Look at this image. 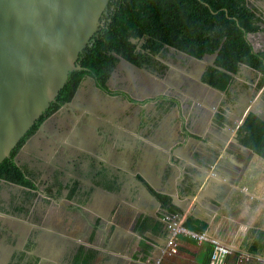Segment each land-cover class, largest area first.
<instances>
[{"label":"crops","instance_id":"0c3cea01","mask_svg":"<svg viewBox=\"0 0 264 264\" xmlns=\"http://www.w3.org/2000/svg\"><path fill=\"white\" fill-rule=\"evenodd\" d=\"M254 49L258 51L255 47ZM259 50H264V48ZM243 70L245 69H241L240 67L237 75L243 72L241 76H246ZM256 72L258 71L256 70ZM258 73L260 75L256 81V87L258 88L256 97L252 100V106L245 108V110L251 108L250 112L256 113L264 119V85L258 87L264 75L261 72ZM155 79L161 80L157 79V77ZM235 80L236 78L233 77L231 85L235 84ZM244 82L247 81L245 80ZM244 82H240V84L245 86ZM237 85L238 83L235 86ZM82 88H79L73 97L75 98L77 95L80 98V103L70 104L74 106L73 110L75 113L72 119L78 120L79 123L81 122L80 127L83 129H86L87 125V127H92L93 125L89 123L93 120L97 121L89 137V147L79 149L84 151L92 150L93 148L97 149L98 146L95 141L97 127L106 125L110 131H115V129H111V125H114L112 120L116 116L117 118L120 115L122 116L124 111L115 105L113 100L110 99L112 97L102 94V92L92 86L88 90V97L82 98ZM199 88L203 89L204 86H193L189 90V93L193 95L192 101L195 100L194 95H198V101L199 97L204 101L205 97L208 96L207 94L210 93L209 89L205 87L204 89L208 92L206 96L199 92ZM228 90H224V93L231 94L230 87ZM206 117L207 114L204 116L203 121L206 120ZM128 123H130V118H125L119 123V126L121 128H130ZM184 124L186 125L187 121ZM239 126L240 121L236 125L237 128L232 130L234 135L231 140L230 133L226 134L224 139L221 136H211L210 138V135L206 134L209 128L208 124L198 125L197 128L195 125L192 131H189L187 126L186 132L195 135V137L187 136L180 138L177 135H170V121L167 120L160 125V135L157 134L153 141L150 140V142L146 143V146L145 143L141 144V140L137 135L123 132V136L120 134L122 131L116 129L119 132L117 134L121 135L115 136L117 146L112 149L107 146L103 157L104 160L101 158L99 160L108 161L110 167L112 166L109 162L115 161L112 163L116 167H112L115 175H123V171L134 164L133 160L137 161L136 169L134 168L133 174L130 176L131 179L133 180L135 177L140 176L154 191L169 196L172 204L180 212L181 223L184 224L187 220L191 219L204 224L206 226L204 233L232 249L234 252L227 258L226 264H264V187H238L240 179L244 176L245 172L239 166L241 161L238 162L236 160L237 157L245 159L243 150L247 152L251 151L250 153L253 155L251 157L246 156L247 160H251L252 157L257 158L256 156L258 155L240 145L238 141L236 142L235 146L237 148L235 150L242 149L240 152L243 151V155L240 156V152H238L237 157L231 161L228 157L229 153H227V150H230L234 146ZM83 132L81 131V134ZM171 132H174V130ZM180 132L181 123L178 124L177 134ZM82 137L80 140L76 139V142L81 144L80 146L86 143V141L84 142V135ZM126 138H128L127 142H125ZM137 147L141 150L139 158H137ZM200 149L203 150L202 154L204 157L200 161L195 162L193 157L196 152H200L198 151ZM123 150L124 152L121 154L112 153ZM99 155L102 156L100 153ZM230 156L233 157L232 155ZM261 160L264 162L263 158ZM166 163L168 164L166 165ZM177 163L182 164L178 166ZM156 167H159V169H156ZM156 172H160L161 181H165L160 183L162 187H157L160 179L158 180L156 177ZM163 177L164 180L162 179ZM145 188L142 185L141 187L132 186L123 193V187H120L116 191V193L121 191L124 197L128 193H130V196L127 195V200L121 201V205L114 203L111 208V211H114L115 215L106 232L107 240L109 241L111 238L107 247L108 259L106 263L209 264L211 244L208 242L197 243L193 239L180 237L177 255L172 256L164 253L168 234L162 220L164 217L162 209L160 204L149 196ZM113 198L121 199L116 195ZM110 200L111 194L102 193L97 195L92 211L97 212L101 207H110ZM118 211L127 212V215H119ZM144 218H148L151 221L150 225L161 222L163 224V232L155 234L148 228V230L142 233L143 236H141L135 226L139 219ZM80 225L82 224L80 223ZM140 241L149 247V250L146 251L147 255L140 248ZM12 249L15 248H10L9 251L11 252ZM53 251H55L54 254ZM3 253L1 255L4 257ZM57 253L59 251H51L53 256ZM1 255L0 258H2ZM45 263L53 264L54 262L52 260H44L41 264Z\"/></svg>","mask_w":264,"mask_h":264},{"label":"rangeland","instance_id":"374dc122","mask_svg":"<svg viewBox=\"0 0 264 264\" xmlns=\"http://www.w3.org/2000/svg\"><path fill=\"white\" fill-rule=\"evenodd\" d=\"M251 3H257L259 6L264 10V0H249ZM249 38L254 45V47L259 50L264 48V29L261 32L250 34ZM165 54V53H164ZM160 57V56H159ZM211 56H206L205 60L210 61ZM162 60L164 62L169 63V70L168 73L165 71L157 72V75L162 76L160 78L161 80H156L153 78L152 75H150L151 70L141 68L142 70H139L137 68H133L130 65L121 62L118 67L115 68L113 71L112 76L109 78L108 86L112 89H124L126 90L132 97L138 98L142 100L143 98L146 100L149 97H154L159 93L168 94L169 96L176 98L177 101L180 104V107H173L172 109H169L167 112L162 111L160 109H157L156 107L153 108V103H149V101H146L147 104L144 105L146 108L144 113L141 114V118L137 117V112H139V107H134L130 104L128 101H124L122 97L116 96L112 97L110 99L113 100L115 105L124 111V114L117 118V116L112 120L114 125H111V129H115V131H112L115 133V135H107L102 126L97 127L96 129V136L95 141L98 148L96 149V158L103 159L104 155L106 153V148L109 146L110 149L117 146V139L115 136H117L119 132L116 131H122L120 134L123 135V132L130 135H137L140 140L141 144L153 141L155 139V136L157 134L160 135V125L164 122L169 120L170 121V135H177L178 137L182 138L183 136L178 133L177 134V127L178 122H180V118L184 119V122L187 121V124L184 125L185 129L188 126V130L192 131L194 129L193 127L196 125V128L198 125L202 124H208L209 128L206 134L210 135L212 137H222L224 139V136L228 133H230V140L233 138L234 132L232 129L236 126L238 121L241 120V117L243 115V111L245 108L252 106V100L256 97L257 94V87H256V81L258 80V76L260 75L256 70L246 67L244 65L241 66V69L243 70L245 75L241 76V73L239 75H235L236 82L234 85H230V91L231 94H226L224 92H219L217 90H214L212 88H208L210 93L207 94V90L204 88L200 89L199 92L202 94H207L205 97V100L202 101L199 97V101L197 100V96L194 95L195 100L192 101L191 98H193V95L189 93V90H191V87L203 85L199 81V78H197L200 75V72L198 76L196 77L198 71H202L200 68V63L202 61H199L196 59L189 58L185 55H181V53H177L175 56H169L167 59L162 57ZM124 63V64H123ZM145 70L146 72H144ZM148 72V73H147ZM162 72V74H160ZM153 73H156L153 72ZM154 75V74H153ZM186 77V79H184ZM91 78L86 77L85 82L81 83L79 88L81 90V96L82 98H86L89 95L88 90L91 88H97L93 82L90 81ZM247 82H244V81ZM84 81V80H82ZM240 82H244L245 86H242ZM238 83L237 86H235ZM91 85V86H90ZM260 84H258V87ZM187 86V87H186ZM236 89V90H235ZM229 92V90H228ZM94 93V92H93ZM104 94V93H102ZM199 94V93H198ZM223 99V100H222ZM208 102V104H206ZM78 104L80 103V98L76 97L72 98L71 102L69 104H65L61 109L56 112V114L53 115L52 118L49 119V122L44 124L42 127V130L37 132L36 136L31 140V142L27 145V147H24L19 155L17 156V160L21 163L24 162L25 165H27L30 168H33L34 170H40L41 172V179L43 180L42 185H47L48 183L54 182L53 173L59 174L62 169L66 171V174L63 175L62 181L65 183L68 181L67 176L76 175V172L74 171V164L77 163V161H72L75 157V153L72 154L71 152H75L79 149H86L89 147V137L91 135L92 128L95 124H97L96 120H93L91 123L92 127H87L86 129L81 128V122L79 123L78 120L72 119L74 113V106H71L70 104ZM93 108V107H92ZM220 110L223 111L225 117L229 118L226 125H219L214 121V117L217 113L220 112ZM207 114L206 120L203 121L204 116ZM144 115L146 116V122L144 121ZM126 116V117H125ZM134 118V122H131L129 127L130 128H121L119 126V123L125 119V118ZM53 119V120H52ZM55 119V120H54ZM203 121V122H201ZM211 121V122H210ZM85 124V123H84ZM53 125V127H52ZM183 126V127H184ZM237 128V127H236ZM176 132H171L173 131ZM81 131L83 134H81ZM87 132V134H86ZM186 132V131H185ZM196 132V131H195ZM187 133V132H186ZM84 135V142L82 146L81 144L76 142V139L83 138L81 135ZM189 134V132H188ZM124 136V135H123ZM185 138V137H184ZM236 139V138H235ZM237 140V139H236ZM106 141V143H104ZM128 141V138L125 139V142ZM238 141V140H237ZM236 141L234 140V146L231 147V151L227 150V153L232 155L231 157L228 154V157L232 160H234L237 157V153L240 152L242 149H236ZM64 147L67 149H70L69 152H64ZM47 148H49V151H45ZM52 149V150H50ZM90 151V150H88ZM200 152H196L195 156L193 157V160L195 162L200 161L201 158H203V150H198ZM244 151V158L237 157L236 160L240 162L239 166L242 171H244V176L240 179L238 187H264V162H262L261 158L256 156L252 157L251 160H247L248 156H253L249 151ZM241 151L239 154L240 156L243 155ZM49 152V154H47ZM123 151L120 152H112L114 154H121ZM102 154L101 155H99ZM247 156V157H246ZM239 158V159H238ZM169 160V159H168ZM244 161V162H243ZM79 162V161H78ZM106 166H108L112 171V167L116 168L114 165H112L115 161H110V167L108 165V161H103ZM136 162L133 160V163ZM214 162V161H213ZM20 163V164H21ZM56 163V164H55ZM60 163H67L66 166L60 167ZM87 162L84 161V164ZM120 163V161H119ZM168 163H166L167 165ZM178 166H180L182 163H177ZM74 169H72V166ZM129 166V165H127ZM167 168V167H166ZM136 169V166H135ZM156 169H159V167H156ZM76 170V169H75ZM84 173L78 172L81 178H87V176L83 174L86 170H83ZM134 169H132V165L130 167H127L123 172L125 173L124 178V185L122 192L125 193L129 187L139 186L136 181H133L131 179V174H133ZM56 172V173H55ZM156 177L158 180V186H161V178H160V172H156ZM164 180V177L162 178ZM172 179V177H171ZM88 181H86L87 183ZM165 182V181H163ZM162 182V183H163ZM137 184V185H136ZM1 186V185H0ZM85 192L88 189H92L91 187H84L81 188ZM21 188H12V186H1L0 187V198L4 202L6 200L12 201L11 199L14 197H17L18 195L22 194ZM122 192H113L114 195L120 197L121 199L117 198L114 199L111 194V200H110V207H101L98 209V211H92V207L94 205L95 197L97 195H100L102 193H105L101 190H95L93 193V200L91 201V197L88 199L87 197L79 199L78 202H75V198L73 200H68L66 198V191L63 192L61 196H57L56 200H50V199H44L37 197L34 198L32 201L35 203V214L34 215H28V214H12L9 213L8 215H5L0 211V231H1V237H0V249L4 250V256L8 255L7 252H9L11 246L14 245L15 240H19L20 236L23 235V237H27L28 232L32 231L33 233H38L42 231V242L44 243L45 247L52 246L57 243V240L53 239V236L51 233H55L63 239L66 242L69 241H76L79 243H87V235L91 229L92 223L97 218L101 219L99 229H98V238L93 241L92 244H90L95 250L97 254V258L94 264H107V247L108 243L110 242L107 240L106 232L108 229V226L110 222L112 221L114 217V211H111V208L114 203H117V205H121L120 202L124 199L127 200V195L130 196V193H128L125 197L122 194ZM107 194V193H106ZM81 193H79V196ZM119 199V200H118ZM83 202V203H82ZM119 215L125 216L127 215V212L124 211H118ZM117 212V213H118ZM56 215V220L51 218V216ZM98 215V216H97ZM58 221V223H56ZM80 223L82 225H80ZM21 226H24L25 229H22ZM30 227V229H29ZM34 227V229H32ZM61 227V230H60ZM60 230V231H59ZM44 232V233H43ZM74 232L79 236V238L71 236V233ZM82 232V233H81ZM105 234V235H103ZM81 236H84L82 238ZM86 236V237H85ZM35 241H33V246L29 247V251L33 249V251L41 258L42 261H51L52 259L45 255L43 252L40 253L41 256L38 254L37 250L34 248L37 245H35ZM22 247V244L17 245V249L20 250ZM37 248V247H36ZM32 251V250H31ZM33 252V253H34ZM34 254V255H36ZM1 255V253H0ZM0 258V264H5L7 260V257ZM50 258V259H48ZM67 257H65L61 264H67ZM2 260V262H1ZM54 260V259H53ZM8 261V260H7ZM46 264V263H45ZM54 264V263H53Z\"/></svg>","mask_w":264,"mask_h":264},{"label":"trees","instance_id":"16d2710c","mask_svg":"<svg viewBox=\"0 0 264 264\" xmlns=\"http://www.w3.org/2000/svg\"><path fill=\"white\" fill-rule=\"evenodd\" d=\"M100 22L89 44L78 55L76 63L83 68L69 73L55 100L19 139L10 156L0 163V180L35 189L34 181L25 175L26 168L14 161L18 151L46 118L72 99L84 78L91 77L97 87L106 90L107 80L119 57L136 66L161 71L164 65L154 55L164 47L175 48L199 59L218 51L215 65L207 67L202 80L225 91L242 64L264 75V50L256 51L249 38L250 34L263 31L264 14L249 0H109ZM259 84L260 87L264 85V77ZM128 99L133 101L130 97ZM168 105L177 103L171 99ZM226 119L222 110L214 117L219 125H225ZM237 140L264 159V119L250 112L237 130ZM136 178L160 204L163 216L180 215L169 196L154 191L140 176ZM97 183L109 192L120 189L116 179ZM150 223L148 218L139 219L135 228L141 236L148 228L155 234L163 232L161 222ZM183 227L197 233H204L206 229L204 224L191 219ZM139 245L147 255L149 247L141 241ZM74 258L72 264H92L95 254L93 251L80 252Z\"/></svg>","mask_w":264,"mask_h":264},{"label":"water","instance_id":"95a60500","mask_svg":"<svg viewBox=\"0 0 264 264\" xmlns=\"http://www.w3.org/2000/svg\"><path fill=\"white\" fill-rule=\"evenodd\" d=\"M108 1L0 0V163L55 100L69 73L83 68L76 63L78 55L98 30ZM181 52L202 61V71L196 77L200 72L197 78L203 86L224 92L202 80L207 67L215 65L218 51L201 59ZM206 56H211L210 61L205 60ZM119 61L141 70L122 57ZM90 81L93 82L92 78ZM250 111L251 108L245 110L240 125ZM54 114L42 122L21 148L27 147Z\"/></svg>","mask_w":264,"mask_h":264},{"label":"flooded vegetation","instance_id":"af4514ba","mask_svg":"<svg viewBox=\"0 0 264 264\" xmlns=\"http://www.w3.org/2000/svg\"><path fill=\"white\" fill-rule=\"evenodd\" d=\"M255 4L257 6H259V4H257L256 2H255ZM262 11H263V14H264V10L263 9H262ZM103 21H104V19L101 20V22H103ZM177 53H181V55L183 54L180 50H177L175 48L164 47L163 50H160L159 53L154 55V58L156 60H158L161 64L164 65L163 66V70H161V71H165L166 73H168V70L170 69L169 68V63L167 61L164 62L162 60V57L163 58L165 57L167 59V57L175 56ZM185 56H187V55H185ZM120 63L121 62L118 61V63L115 66V68L118 67L120 65ZM115 68L113 69V71L115 70ZM141 68L148 69L146 67H141ZM149 70H151V69H149ZM113 71L111 72L110 77L112 76ZM143 71L146 72L145 70H143ZM155 71H156V73H153ZM155 71L151 70L152 73H150V75H152L153 78L154 77L155 78L157 77V79L162 78V76L157 75V72H160V70L156 69ZM160 74H162V72ZM109 78L107 80V88H106V90H103V89H101V88H99V87H97L95 85L97 87V89L98 90L100 89L99 90L100 92H102V93H104V94H106V95H108L110 97H116V96L122 97L124 101L130 102V104L132 106L139 107L140 110H139V112H137V117H139V118H141V114L144 113V111L146 109L144 107V105L147 104L146 101H149V103H153V108L156 107L157 109H160L162 111L165 110L167 107L169 109H172L173 107H177V108L180 107V104L177 101V99L176 98L174 99V97L169 96L168 94L159 93L156 96L149 97L146 100L144 98L142 100H140L138 98L132 97L124 89L112 90L108 86ZM81 83H83V82L81 81ZM113 91H115L116 93H112ZM128 97L132 98L133 101H130L128 99ZM171 99H174L175 102L177 103V105L169 106L168 105V100H171ZM164 103H166V104H164ZM145 117L146 116L144 115V121L146 122L147 120H146ZM228 119H226L225 125L227 124ZM229 121H230V119H229ZM47 122H49V121H47ZM131 122H134V118H130V123ZM130 123H128V125H130ZM180 123H181V132H180V134L183 137H187V136H189V137L194 136L195 137V135H192L191 133L188 134V133L185 132L186 130L185 131L183 130L184 129L183 126L185 125L184 124L185 123L184 119L180 118L179 124ZM234 124L237 125V123H234ZM101 126H102L104 132L107 135H109V134L110 135H115L116 132L113 133L112 131H110L106 125H101ZM235 128H236V126L232 130H235ZM117 136H121V135H117ZM26 141H25V143L23 145H26V143H27ZM60 148L64 149L62 151V153L70 151V149H67V148H64V147H60ZM22 149L23 148H20V150L18 151L16 157L14 158V161H15V163L18 166H20L22 168H26L25 175H26V177L28 179L34 181L35 189L31 190V189L26 188V187L21 186V185H17V184H13V183H6L3 180H0V185L1 186H12V188H21L22 189V191H21L22 194L18 195L17 197L12 198L11 199L12 201L6 200V201L3 202L1 200V198H0V211L2 213H4L5 215H8L9 213H12V214H15V215H18V214L34 215L35 214V203L32 201L34 198L35 199L37 197L42 198V196H43L44 199L47 198V199H50V200H56L57 196H61L64 191H66V198L68 200H73L75 198L74 201L78 202L79 199L81 200V198L83 196V197H87L88 199L91 197L90 199L92 201L93 200L94 191L97 190V189L98 190L99 189H103L102 186L97 183L99 181H102V182L105 181V180L112 181V180L116 179V182L119 184L120 187H123V185H124L125 173H123V175H120V174L119 175H115V173L108 166H106L103 161H101V160L96 158V156H95L96 148H93L90 151H88V150H84V151L76 150L75 152H71L70 151L72 154L75 153V157L73 158L72 161H77V163H73L74 164V168L76 170L73 168L72 165L71 166H72V169H74L73 172H76L77 174L76 175H71L70 174V176H67L68 181L65 183L64 181H62V178H63V175L66 174V171L64 169H62L61 172L59 174H57V176H55L56 174L53 173L54 182L48 183L47 185H42L43 180L41 179L40 170L36 171L33 168H30L27 165H25L24 162L21 163V162H19L17 160V156L19 155V153L21 152ZM50 150H52V149H50ZM45 151H49V148H47ZM136 152L138 154L137 158H139V155H141V150H140L139 147H137ZM47 154H49V152H47ZM84 161H86L87 163L84 164ZM170 162H171V160H170ZM136 164H137V161L134 162V164L132 165V169L135 168ZM59 165H60L59 168H62L63 166H66V169H68L67 168V165H68L67 163H65V164L64 163H60ZM83 170H86L85 173H87V174H83V175L87 176V178H81L80 175L78 174V172L84 173ZM135 179L137 180L136 177H135ZM86 181H88V182L86 183ZM84 187H90V188L92 187L93 190L92 189H88L85 192L84 190L81 189V188H84ZM79 193H81L80 196H79ZM51 218L56 220L57 217L54 214L53 216H51ZM100 222H101V219L96 217V219L92 223L91 229H90V231H89V233L87 235V238H86L87 239V243L86 244H84V243L82 244V243H79V242H76V241L66 242L63 239H61L60 237H58V235L55 233L56 232L55 231L54 233H51V234H52L53 238L55 240H57V243L52 245V246L45 247L44 243L42 242V238H43L42 231L43 230L38 232V233H35V232L33 233L32 231H30V232H28L27 237H23V235L20 236V238H21L20 240L21 241L15 240L14 245L11 246V248H15V249H12L11 252L10 251L7 252L8 253L7 256L5 254V256L7 257V260H8V261L5 260L6 261L5 264H33L35 261H36V264H39V262H41V260H42V256L40 254L42 252L45 255H48L52 259L54 264H61V261L65 257L68 258L67 259V264H72L73 260L75 259L74 257L76 256L77 253H80V252L84 253V252H88V251H93L94 254H95V258H94V260L92 262V264H94L95 261H96L98 253L95 252L96 249L93 250L94 248L90 244L93 243L95 238L97 239ZM56 223H58V221H56ZM21 228L25 229L24 226H21ZM29 229H30V227H29ZM32 229H34V227ZM60 230H61V227H60ZM103 235H105V234H103ZM71 236L79 238V236L77 234H75L74 232L71 233ZM0 237H1V231H0ZM81 237L84 238V236H81ZM105 239H106V237H105ZM33 241H35V243H36L35 245H37L36 246L37 248L36 247H34V248L37 250V252L41 256V258L33 251V249H31L32 251L28 250L30 246H33ZM20 243L22 244V247H21V250H18L16 247ZM52 250L59 251V253H57V254H55L53 256L55 251H53V254H51ZM2 252H4V250L0 249V253H2ZM34 254H36V255H34Z\"/></svg>","mask_w":264,"mask_h":264},{"label":"built area","instance_id":"2783aa9c","mask_svg":"<svg viewBox=\"0 0 264 264\" xmlns=\"http://www.w3.org/2000/svg\"><path fill=\"white\" fill-rule=\"evenodd\" d=\"M168 237L165 242L164 253L177 255L180 237L193 239L197 243L208 242L211 244L209 264H226L227 258L233 254V250L220 243L217 239L206 233L189 231L183 227L179 215H164L162 218Z\"/></svg>","mask_w":264,"mask_h":264},{"label":"bare ground","instance_id":"6f19581e","mask_svg":"<svg viewBox=\"0 0 264 264\" xmlns=\"http://www.w3.org/2000/svg\"><path fill=\"white\" fill-rule=\"evenodd\" d=\"M41 130H42V129H41ZM41 130H40V131H41ZM30 142H31V141H30ZM30 142H29V143H30Z\"/></svg>","mask_w":264,"mask_h":264},{"label":"clouds","instance_id":"9594fccd","mask_svg":"<svg viewBox=\"0 0 264 264\" xmlns=\"http://www.w3.org/2000/svg\"><path fill=\"white\" fill-rule=\"evenodd\" d=\"M224 91V90H223Z\"/></svg>","mask_w":264,"mask_h":264}]
</instances>
